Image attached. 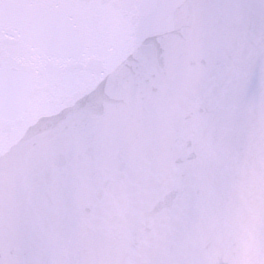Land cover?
<instances>
[{"label": "water", "instance_id": "obj_1", "mask_svg": "<svg viewBox=\"0 0 264 264\" xmlns=\"http://www.w3.org/2000/svg\"><path fill=\"white\" fill-rule=\"evenodd\" d=\"M0 264H264V0H0Z\"/></svg>", "mask_w": 264, "mask_h": 264}]
</instances>
